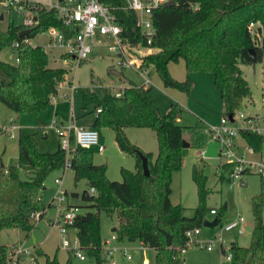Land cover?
Returning a JSON list of instances; mask_svg holds the SVG:
<instances>
[{"label": "trees", "instance_id": "trees-1", "mask_svg": "<svg viewBox=\"0 0 264 264\" xmlns=\"http://www.w3.org/2000/svg\"><path fill=\"white\" fill-rule=\"evenodd\" d=\"M112 9L115 21L120 25V35L129 53L142 68L153 65L164 86H172L186 94L190 91L188 77L179 80L169 70L168 63L182 58L186 70L209 71L223 105L222 115L233 114L250 94L247 79L243 76L240 63L261 60L264 52V0H175L166 1L152 10L154 32L150 38L143 34L139 12L128 6L126 0H104ZM35 23L25 26L9 18L5 29H0V50L12 46L14 40L24 36L33 37L40 30L54 24L72 33L57 17L55 8L46 10L36 7ZM257 23L259 37L252 34L249 24ZM25 33L19 34L25 30ZM253 48V53L250 51ZM16 49L15 63L0 59V102L17 113L39 114L50 105L52 95L57 93V84L65 79L69 69L63 65H52L49 54L41 44H20ZM73 76L69 82H72ZM116 95V89L101 87V92H81V110L93 111L92 126L111 128L119 147L135 156L134 169L121 166V180L111 179L106 174V163H95L88 150L76 149L71 159L75 182L84 179L86 188L81 193L84 203H72L74 198L67 191L68 205L79 211L69 225L75 229L78 247L89 259V264H107L103 249L100 212L116 216L113 233L119 242L139 240L142 245L155 250L154 264H184L181 248L185 245L188 228L199 226L203 220L202 210L208 189L204 187L206 174L196 166L192 176L197 185L198 204L192 216L182 213L183 207L170 200L171 180L174 171L182 166V140L204 146L208 133L198 124L183 125L178 122L180 103L173 101L166 111L160 110L151 98L150 86L129 79L126 86ZM77 118V116H76ZM126 127H147L154 130L157 152L145 151L131 142ZM0 132L10 131L0 126ZM186 133V134H185ZM47 135L44 129L28 130L18 127L17 159L5 165L0 157V232L17 227L27 235L36 220L44 214L47 206L41 199L44 181L48 174L63 171L65 153L58 142L54 150H40L37 136ZM246 143L256 152L263 148L264 137L251 131L241 132ZM146 157L149 173L143 172L142 160ZM205 166V165H204ZM220 166L227 172L228 163ZM63 175V174H62ZM60 175L59 177H62ZM228 175L221 174V178ZM93 186L94 193L88 188ZM264 186L251 197L253 225L248 245L230 242L236 257L243 264L254 261L264 264ZM82 209V211H81ZM38 212L37 218L32 216ZM218 220V217H217ZM219 221V220H218ZM170 244L166 243V234ZM0 240V264H11L13 245ZM33 257L42 255L43 261L34 259L33 264H74V253L68 249L64 261L56 254L49 255L38 247ZM22 255H17L13 264H18Z\"/></svg>", "mask_w": 264, "mask_h": 264}, {"label": "rangeland", "instance_id": "rangeland-1", "mask_svg": "<svg viewBox=\"0 0 264 264\" xmlns=\"http://www.w3.org/2000/svg\"><path fill=\"white\" fill-rule=\"evenodd\" d=\"M3 13V18H0V29L3 30L6 28L8 20L10 17L15 19V21L20 22V18L16 15L15 12L8 13L4 11L0 5V14ZM257 23L252 25V34L256 32ZM259 35L256 37H259ZM48 34L46 32H38L35 36L31 37L30 42L32 44H41L45 47L46 51L49 54V62L52 65H63L69 69V74L72 75V85H66L62 83L57 90L56 97L50 99V105L45 110L41 111L39 114L25 113L24 115L29 118L24 117L21 120L23 128L34 130L32 119L37 118V122L40 120V123L44 124L41 129L47 130L48 138L37 136L38 146L40 148H49V144L55 143V135H57L52 127L49 126L51 120L54 117L60 122V119L66 121L69 118L70 109L73 108L76 116L78 117V124L88 126L89 123L93 122L94 112L93 111H82L81 110V92L87 91L90 92L95 90L101 92V87H112L113 89H120L121 85L127 84V80H119V75H122V72L128 74L135 79L141 78V76L136 72L133 67H120L116 61L117 56L115 53L107 50L105 46L95 45L94 49L88 54L86 58L80 62L74 61L71 64H65L60 57L61 49L59 48H50L47 46ZM16 49L13 46H5L0 50V59H4L10 62L15 63L17 60ZM182 61L179 58L177 61ZM175 62V61H174ZM243 76L247 79L250 94L243 98L242 104L237 108L243 111H249L251 113L261 112L264 110V52L261 60L251 62V63H240L239 64ZM153 72L155 73V68L153 65L147 68L146 76H150ZM159 77V76H158ZM203 77V78H202ZM160 79V77L158 78ZM161 81V79H160ZM162 82V81H161ZM191 82V80H190ZM198 82L195 83L192 87L190 85V91L187 94L183 93L182 95L188 99L186 112L191 110L192 117L194 116V123L198 124V116L205 114L206 111L212 113V116L215 118V121L212 124H218L220 122V116L223 112V105L218 90L215 88L213 83V74L209 71H204L199 74ZM146 86H150V94H152L157 100L159 106L164 108V103L168 104L172 100L166 94L164 88H161L156 83L147 82ZM163 85V83H162ZM172 87V86H170ZM173 88V87H172ZM180 90V89H178ZM65 91L69 95H64L62 92ZM183 92V91H182ZM1 105H4L10 109L7 105L0 102ZM182 105V104H181ZM170 106V105H169ZM169 106L164 108L163 111H166ZM236 109V110H237ZM205 111V112H204ZM1 113V112H0ZM58 113V114H57ZM2 114V113H1ZM0 114V118L2 115ZM40 115V118H39ZM16 122V121H15ZM237 120L235 123H238ZM17 123V122H16ZM35 124V123H34ZM183 125H188L182 122ZM7 130L10 127H6ZM9 128V129H8ZM126 135L131 142L137 143L140 142L144 146H152L151 148H157V139L155 137V132L151 128L147 127H126ZM10 131V130H9ZM12 131V130H11ZM17 132V131H15ZM204 132V131H203ZM3 134L0 137V142L3 141L5 144L14 143L16 140L10 135ZM99 134H101V139L104 144V149L99 151L96 147L89 148V155L91 160L95 163H106V174L109 178L115 180H121L122 176L120 173L121 166L134 169L135 167V156L131 153L123 151L117 144L114 138V131L111 128H100ZM186 134V133H185ZM188 139V138H185ZM236 139L245 145L246 141L241 136L236 137ZM245 141V142H244ZM137 145V144H136ZM18 147V146H17ZM203 147V146H202ZM200 144H191L188 147L186 154L182 155V166L179 170H176L172 174L171 180V192L170 200L174 204H180L183 207L182 213L186 216H192L195 212V207L198 204V192L197 185L192 176V169L196 166L200 170H204L205 166L209 164V174L206 175L204 181V187L208 189V194L205 198V208L202 210L203 218L212 219L218 217V223L214 226L204 225L202 222L199 225L200 232L195 234L193 237L198 241L202 240H212L213 246L209 250L204 246L197 244L193 241L189 246L186 247V250L183 252V263L184 264H241L240 260L236 257L235 251L230 247L231 241H238L241 245H248L251 238V229L253 225V216L251 209V197L254 194L260 192L262 188V182L260 176L257 173H245L243 178L246 179L247 184L241 185L240 180H236L234 183H231L227 178H221V174L224 172L226 175L227 172L224 171V168L220 166L221 158L219 156L206 157L200 153L202 148ZM6 148H9L8 146ZM10 149V148H9ZM7 149L0 153L2 162L7 165L10 162L14 161L12 158V149ZM264 155V143L263 148L260 151ZM18 156V154H17ZM75 156H79L75 154ZM205 165V166H204ZM63 171L60 169H55L51 171L45 179L44 185L45 188L41 192V199L44 203L49 201V197L55 193L57 189V183L55 178L62 175ZM63 187L70 191L71 189L77 190L80 195L83 192V189L86 188V182L84 179H80L75 182L73 177V170L67 168L63 177L61 178ZM73 202L78 204L84 203L81 196L78 199L71 198ZM226 203V207L224 204ZM214 207L216 213H210L209 209ZM82 211V209H81ZM240 213L244 218L241 221V226L243 228V233H237L235 229L224 230L222 228L223 224L231 219H233L236 214ZM100 218L102 221V233L107 236L110 235L111 227L114 223L117 222L116 216H108L105 212H100ZM262 218L264 221V208L262 210ZM17 231H22L18 228H5L0 232V240L4 244L11 245L15 241H19V234ZM101 233V234H102ZM215 234L221 235L224 238V241L221 243L219 239L215 238ZM71 236V242L74 240L73 229L69 231ZM111 236V235H110ZM109 236V238H110ZM57 237L58 234H57ZM113 241V240H112ZM116 242L113 241L112 244ZM57 249L58 256L60 254L65 257H61V260H65L68 252V248H64L59 243L58 238ZM118 246L127 249L128 253L131 255V258L128 259L120 251L116 252L114 259L116 264H154L155 250L151 247L143 246L139 240L125 241L122 243L118 242ZM223 247L225 250L223 251ZM55 250V248H54ZM67 250V252H66ZM54 253V252H53ZM50 254V255H53ZM230 253L231 256L227 259L225 254ZM55 254V253H54ZM57 256V255H56ZM57 256V258H58ZM24 257V255L22 256ZM21 257V258H22ZM20 258V259H21ZM19 259V260H20ZM74 264H87V262L79 257L74 256ZM108 264V261H107ZM250 264H257L254 261H251Z\"/></svg>", "mask_w": 264, "mask_h": 264}, {"label": "built area", "instance_id": "built-area-1", "mask_svg": "<svg viewBox=\"0 0 264 264\" xmlns=\"http://www.w3.org/2000/svg\"><path fill=\"white\" fill-rule=\"evenodd\" d=\"M126 1L129 7L139 12L142 32L149 41L154 32L151 19L152 10L167 0ZM0 5L4 11L8 13L15 12L16 15L20 17L22 24L28 27L36 21L34 16L36 7H43L46 10L55 8L57 17L61 19L65 26L72 27V33H68L54 24L47 26L39 32L43 31L48 34V47L61 49L60 57L65 64H71L74 63V61L80 62L88 56L93 46L102 44L108 51L116 54V63L120 67H133L136 72L144 76V83L149 82V78L146 76L147 69L139 66L138 60L129 53L127 45L120 35L121 27L115 21V16L112 11L114 6L109 5L104 2V0H0ZM253 24V22L249 24L251 32ZM256 35L258 36L259 34L256 32ZM30 39V37L24 36L20 40H14L12 46L17 48L20 44L31 43ZM15 58L16 60L18 59L17 54ZM68 74H66L64 80L57 84V90L61 88L60 86H62L61 84L63 82L66 83V85H72V83L69 82L71 76ZM62 93L65 96L69 95V93L65 91ZM115 94L119 95L120 91L116 90ZM54 97H56V95H52L51 99ZM237 120H239V122L235 123ZM49 126L52 127L57 134L60 147L65 153L63 173L70 167L71 159L75 155L76 149L89 150L92 146H96L99 151L104 149V144L100 141L98 128L78 124L73 108L70 109L69 118L66 121L59 122L54 117ZM16 128H18L17 125L13 122L12 118H10V129L8 128L10 130V135H13L11 130ZM202 129L204 132L208 133L207 141L216 140L219 142L217 156L221 158V164H229V169L227 171L229 182L234 183L236 180H241L243 174L252 172L260 176L262 185L264 186V157L249 156L256 151L247 143L242 150H239L236 143V137L241 136V132L243 131L255 132L264 137V110L251 113L249 111L237 109L231 115V118L228 115H221L218 124H207L202 126ZM207 141L200 149L202 155ZM61 178L62 177L59 176L55 178L57 189L51 201L56 209V214L53 217L52 225L58 230L60 245L64 248L72 249L76 257L85 259V254L78 247L77 238L75 237L71 242V239L68 237L69 225L73 222L79 208L75 205H68L66 188L63 187ZM88 192L94 193L95 188L90 186ZM209 211L212 214L216 213L214 207H211ZM38 215V212L32 213V216L35 218H37ZM242 219V215L238 213L233 219L225 222L222 228L224 230L235 229L237 232H241L242 229L239 226V222ZM199 230V226H196L188 228L185 231L187 240L185 245L181 248L182 252H184L186 247L193 241L207 249L212 248V240L198 241L193 238ZM215 238L219 239L221 243L224 241L221 235L215 234ZM112 240L117 241L114 233L111 234L110 238H105L102 243L108 264H116L114 255L119 251L130 259L131 255L128 253L125 246L120 247L118 243L112 244ZM12 249L14 251L12 256L13 261L17 255H31L33 257V252L20 244L13 245ZM224 250L225 248L223 247V251ZM230 256V253L225 254V258L227 259ZM13 261L11 264H13Z\"/></svg>", "mask_w": 264, "mask_h": 264}, {"label": "crops", "instance_id": "crops-1", "mask_svg": "<svg viewBox=\"0 0 264 264\" xmlns=\"http://www.w3.org/2000/svg\"><path fill=\"white\" fill-rule=\"evenodd\" d=\"M1 14H2V17H1ZM0 14V18L2 19L3 18V13H1ZM19 17V16H18ZM20 18V17H19ZM21 20V19H20ZM99 45H102V44H99ZM103 46V45H102ZM94 49V46H93V48H92V50ZM91 50V51H92ZM182 59V58H181ZM2 60H4V59H2ZM7 61V60H6ZM10 62V61H9ZM168 67H169V70H170V73L175 77V78H177V79H179V80H182V79H184V78H186V77H188L190 80H191V83H192V87L194 86V84L195 83H199L198 82V77H199V74L200 73H202V72H204V71H187L186 70V68H185V63H184V61H183V59H182V61H170L169 63H168ZM148 69H149V67H148ZM139 74V73H138ZM140 75V74H139ZM141 76V75H140ZM119 80H121L122 78H123V80L125 79V80H127V83H128V80L129 79H133L134 80V77H131V76H129L128 74H126L125 72L123 73L122 72V75H119ZM148 78H149V82H151L152 84H153V82L154 83H156L158 86H160L161 88H164V90L166 91V94L169 96V100H170V98L172 99V100H170L171 102H173V101H176V102H178V103H180V105H181V114H180V116H179V118H178V122L180 123V124H182V122H184L185 124H188V125H192V123H194L193 121H194V116L192 117V115H191V110H189V108H188V111L189 112H186V108H187V102H188V99H186L185 98V96H183L182 94L183 93H185V92H182L181 90H178L177 88H175V87H170V86H164V85H162V82L160 81V79H158L159 77H158V74H157V72H153V74L151 73L150 74V76L148 75L147 76ZM203 78V77H202ZM134 81H136L137 83H139V84H142V83H144L145 81H144V76H141V78H139V79H135ZM146 83H144V85H145ZM127 84H125V85H121L120 86V89H122L124 86H126ZM146 86V85H145ZM151 92H149V94H150ZM186 94V93H185ZM188 95V94H187ZM150 96H151V98L153 99V101L155 102V104L160 108V110H162L163 111V109L165 108L166 109V107L167 106H169L170 104H171V102L169 103V101H168V104L167 103H164V108H162V106H159L160 104L157 102V100H155V98H154V96L152 95V94H150ZM159 104V105H158ZM189 105V104H188ZM0 112L2 113H0L1 115H2V117L0 118V126H3V127H10V118H12V120H13V122H15V124L17 125V127H24L23 125H22V123H21V120L24 118V117H26V118H29V120H30V117H27V116H25L24 114L25 113H17V112H15V111H13L12 109H8L7 107H5L4 105H1V103H0ZM205 112V111H204ZM193 114H194V112H192ZM28 114V113H27ZM58 114V113H57ZM195 115V114H194ZM222 115V114H221ZM39 118H40V115H39ZM33 121H32V123H33V126L32 127H34V129L36 128V127H43L44 126V124H42V123H40V120L37 122L36 120H37V118H35V119H32ZM65 120V118L62 120V119H60V121H64ZM215 121V118L212 116V113H209V111H206V113L205 114H203V115H199L198 116V121H197V123H198V125L199 126H204V125H207V124H212V122H214ZM77 122L79 123V121H78V117H77ZM35 123V124H34ZM196 124V123H195ZM88 126H92V122L91 123H89L88 124ZM28 129V128H27ZM100 128H98V130H99ZM18 130V128H16V129H13L11 132H12V134L13 135H10L12 138H15V142L14 143H10V144H4L3 143V141H1L0 142V153L3 151V153H4V151H6L7 149H12L11 150V155H12V158H13V160L15 161L16 159H17V154H18V143H17V132H15V131H17ZM28 130H31V129H28ZM46 131V133H47V138L50 136V135H48L49 133H48V131L47 130H45ZM6 134V133H5ZM1 135H3V134H0V137H1ZM9 135V134H8ZM45 136V137H46ZM155 137H156V135H155ZM102 137H101V134H100V141L102 142V139H101ZM241 138H243V137H241ZM38 141V140H37ZM245 142V141H244ZM103 143V142H102ZM236 143H237V147H238V149L239 150H242L243 149V147L245 146V145H243L241 142H239L237 139H236ZM57 144H58V136L57 135H55V143L54 144H49V148H40V146H38L39 147V149L40 150H42V151H44V150H54V149H56V147H57ZM135 144H137L141 149H143V150H145V151H152L154 154L157 152V148H151L152 146H144V145H142V143H140V142H137V143H135ZM246 144V143H245ZM9 147V148H6V147ZM92 147H94V146H92ZM96 147V146H95ZM157 147H158V144H157ZM9 149V150H10ZM97 149V148H96ZM98 150V149H97ZM88 153H90V151L88 150ZM249 156H252V157H259V156H262V157H264V155L262 154V152H255L254 154H250ZM14 161H12V162H14ZM12 162H10V163H12ZM9 163V164H10ZM65 173V172H64ZM64 173H63V175H64ZM63 175H62V177H63ZM242 179H244V178H242ZM242 179L240 180V184H241V181H242ZM45 182V181H44ZM247 184V181H246V179H245V185ZM242 185V184H241ZM44 188H45V185H44ZM70 193H71V195L74 197V199H78L79 198V196H80V193L77 191V190H75V189H71L70 190ZM54 194V193H53ZM52 196L53 195H51L50 197H49V201L48 202H46V204H49V203H51V199H52ZM69 201H71L72 203H76V202H73L72 200H69ZM224 207H226V203L224 204ZM55 214H56V209H55V207L53 206V205H51V206H47L46 207V209H45V211H44V214L42 215V217H40V218H38L37 220H36V222H35V224H34V227L29 231V233L26 235L25 233H24V231H17L18 232V234H19V241H15V242H13V243H16V244H20V245H22L23 247H25V248H27V249H30V251L31 252H33L34 251V248L35 247H38L39 249H41L43 252H45V253H47V254H52L53 252L58 256V253H57V249L58 248H60L59 246H58V238L59 237H57V234H58V230H57V228L54 226V225H52V221H53V217L55 216ZM244 219V218H243ZM242 219V220H243ZM241 220V221H242ZM241 221L239 222V226L241 227V232H237V233H243V228H242V226H241ZM116 225V223H114V225L111 227V233H110V235L113 233V229H114V226ZM100 226H101V230H102V221H101V218H100ZM11 228H17V227H11ZM19 229V228H18ZM71 229H73V232H74V235H75V229L74 228H72V227H69L68 228V237L71 239V236L69 235V231L71 230ZM232 230V229H231ZM199 232H200V230H199ZM198 232V233H199ZM101 233H102V231H101ZM102 235V238H108L109 236H107L106 234H104V233H102L101 234ZM76 236H74V238H75ZM234 241V240H233ZM113 242V241H112ZM116 243H118L119 241H115ZM140 242V241H139ZM238 244H239V242L238 241H236ZM120 243H122L123 244V242H120ZM141 243V242H140ZM239 245H241V244H239ZM144 246V245H143ZM243 246H246V245H243ZM54 248H55V250H54ZM210 250V249H209ZM66 252H67V250H66ZM53 253V254H54ZM34 254V253H33ZM61 257H65V256H62L61 254H60V257L58 256V259L59 260H61L60 258ZM67 257V256H66ZM36 258L39 260V261H43V259H44V257L42 256V255H36ZM36 258H34V257H32L31 255L29 256V255H26V256H24V257H22L19 261H18V264H33L34 263V259H36ZM66 259V258H65ZM87 259L88 258H85V259H83V260H85L86 262H87ZM89 260V259H88ZM61 261H64V260H61ZM90 263V261H88L87 262V264H89ZM251 263V261L249 262V264Z\"/></svg>", "mask_w": 264, "mask_h": 264}, {"label": "water", "instance_id": "water-1", "mask_svg": "<svg viewBox=\"0 0 264 264\" xmlns=\"http://www.w3.org/2000/svg\"><path fill=\"white\" fill-rule=\"evenodd\" d=\"M174 2H175V0H167L166 4L169 5V4H173ZM1 17H2V14H1ZM25 32H26V29L20 31L19 34H22V33H25ZM250 51L253 53L254 49L250 48ZM231 115L232 114H229L230 118H231ZM218 146H219V142L218 141H216V140H208L207 143H206L204 152H203V156H206V157L217 156V154H218V152H217ZM188 147H189V141H187L186 139H183L182 140V149H181V154L182 155L187 153ZM139 155H140L141 160H142L143 172L145 174H148L149 170H148V166H147L146 157L142 153H139ZM209 168H210V166H209V164H207L205 166V169H204V173L206 175L209 174ZM241 184L245 185V179H242ZM202 223L204 225H207V226H214V225H216L218 223V220H217V217H214L212 219L203 218ZM166 243L170 244V235L168 233L166 234ZM249 262H250V260L246 261L243 264H249Z\"/></svg>", "mask_w": 264, "mask_h": 264}]
</instances>
